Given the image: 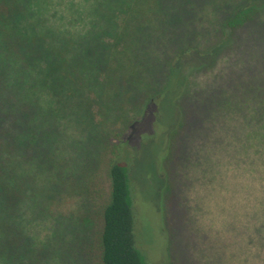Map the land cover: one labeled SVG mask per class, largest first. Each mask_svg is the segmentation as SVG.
Wrapping results in <instances>:
<instances>
[{"label":"rangeland","instance_id":"1","mask_svg":"<svg viewBox=\"0 0 264 264\" xmlns=\"http://www.w3.org/2000/svg\"><path fill=\"white\" fill-rule=\"evenodd\" d=\"M253 3L261 7L260 21L237 35L236 45L215 58L210 55L226 38L224 19L235 8ZM168 5L170 17L154 35L153 57L144 65L127 66L120 96L112 94L125 111L143 102L148 89H159L143 105L142 127L128 129L121 112L106 118L104 109L94 104L95 120L103 124L95 137L99 163L76 189L85 192L71 196L75 191L65 192V185L61 199L49 200L46 213L50 208L54 214L61 212L64 219H58L70 243L63 264H100L97 238L111 192L109 163L116 156L132 165L136 242L148 262L264 264V0H168ZM88 10L90 29H95L93 4ZM188 48L193 51L182 60L181 74L173 70L160 77L172 58L176 69L175 55ZM185 90L181 113L179 97ZM134 113L128 116L141 115ZM181 114L186 126L176 132ZM79 223L93 234L84 258L72 253L82 237Z\"/></svg>","mask_w":264,"mask_h":264},{"label":"trees","instance_id":"2","mask_svg":"<svg viewBox=\"0 0 264 264\" xmlns=\"http://www.w3.org/2000/svg\"><path fill=\"white\" fill-rule=\"evenodd\" d=\"M91 4L95 29H90ZM170 12L168 0H0V264H63L61 259L70 254L58 219L64 217L51 208L46 213L49 200L70 190L75 191L71 196L85 192L76 189L99 163L95 137L103 124L95 120L94 104L104 109L106 118L121 112L128 129L142 127L143 109L159 89H148L143 102L125 111L112 94L120 96L127 66L144 65L153 57L154 35ZM261 12L254 3L235 8L224 19L226 38L209 54L215 58L236 45L235 37L255 27ZM77 22L81 28L74 26ZM192 51L179 50L176 69L172 58L160 77L173 70L181 74L182 60ZM186 93L179 97L181 113ZM133 111H140V117L128 116ZM185 119L183 114L176 132L185 128ZM105 141L102 135L101 144ZM125 163L117 156L109 163L111 192L96 245L100 264H151L137 246L135 183L132 165ZM78 227L82 237L72 253L84 258L93 234L82 223Z\"/></svg>","mask_w":264,"mask_h":264}]
</instances>
